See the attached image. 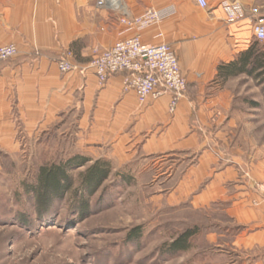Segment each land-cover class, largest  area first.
<instances>
[{
    "label": "crops",
    "instance_id": "crops-1",
    "mask_svg": "<svg viewBox=\"0 0 264 264\" xmlns=\"http://www.w3.org/2000/svg\"><path fill=\"white\" fill-rule=\"evenodd\" d=\"M207 1L201 9L194 0H121L112 11L95 0H0V47L17 48L0 62V152L46 151L53 140L92 159H180V175L164 177L174 184L166 201L188 203L204 218L213 264H264V200L255 187L264 184V142L254 137V114L235 108L236 80L246 76L217 74L255 41L249 10H264V0H239L245 15L233 22L223 0ZM169 8V17L139 36L175 49L187 89L173 112L170 93L140 105L123 89L124 73L101 86L90 67L136 34L125 32L121 15ZM64 60L70 72L59 71Z\"/></svg>",
    "mask_w": 264,
    "mask_h": 264
},
{
    "label": "rangeland",
    "instance_id": "rangeland-1",
    "mask_svg": "<svg viewBox=\"0 0 264 264\" xmlns=\"http://www.w3.org/2000/svg\"><path fill=\"white\" fill-rule=\"evenodd\" d=\"M259 43L264 48V41ZM235 84V108L254 114V137L264 142V85L249 77ZM61 148L51 140L46 151L0 152V264H213V247L202 233L204 218L188 203L166 201L174 184L164 177L180 175V159L157 164L109 160L111 174L81 213L73 193L88 165L70 173L72 190L48 209L30 189L40 165L82 155ZM188 229L195 233L187 249L166 251Z\"/></svg>",
    "mask_w": 264,
    "mask_h": 264
},
{
    "label": "built area",
    "instance_id": "built-area-1",
    "mask_svg": "<svg viewBox=\"0 0 264 264\" xmlns=\"http://www.w3.org/2000/svg\"><path fill=\"white\" fill-rule=\"evenodd\" d=\"M201 9L208 8L207 0H194ZM99 9L120 11L121 0H95ZM221 7L228 21L241 19L245 13L239 0H223ZM173 13V9L154 10L148 9L143 14L128 19L126 14L120 23L125 27V32L134 31L135 35L117 41L109 49L96 55L90 63L99 85H104L109 76L116 73H124L123 89L132 91L138 103L144 105L149 100L160 98L165 93L172 96L169 110L173 112L179 97L187 89V81L183 75L177 54L171 44L158 43L156 45L142 42L139 32L160 24ZM251 30L255 41H264V10L253 7L249 10ZM161 35H159L160 37ZM17 55L15 45L0 47V62L11 59ZM58 69L62 73L70 72L72 64L60 61ZM264 200V184L255 186Z\"/></svg>",
    "mask_w": 264,
    "mask_h": 264
},
{
    "label": "trees",
    "instance_id": "trees-1",
    "mask_svg": "<svg viewBox=\"0 0 264 264\" xmlns=\"http://www.w3.org/2000/svg\"><path fill=\"white\" fill-rule=\"evenodd\" d=\"M217 74L225 80L246 76L261 81L264 85V48L258 41H253L238 59L220 64ZM86 166L80 177V187L73 193V200L78 212L87 211L89 198L98 191L112 172L111 162L107 159L92 160L87 156L74 155L59 163L40 165L36 184L30 188L36 194L39 205L48 209L55 199H62L74 185L70 173ZM194 233V230H185L167 245L166 251L180 253L187 249V241Z\"/></svg>",
    "mask_w": 264,
    "mask_h": 264
}]
</instances>
